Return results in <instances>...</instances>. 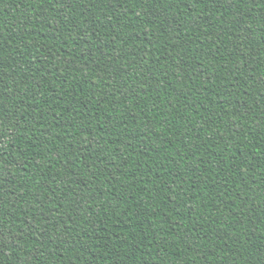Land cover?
Instances as JSON below:
<instances>
[{
    "label": "trees",
    "instance_id": "trees-1",
    "mask_svg": "<svg viewBox=\"0 0 264 264\" xmlns=\"http://www.w3.org/2000/svg\"><path fill=\"white\" fill-rule=\"evenodd\" d=\"M0 264H264V0H0Z\"/></svg>",
    "mask_w": 264,
    "mask_h": 264
}]
</instances>
